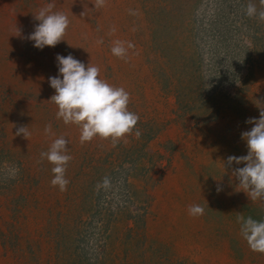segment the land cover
I'll return each instance as SVG.
<instances>
[{
	"label": "rangeland",
	"instance_id": "rangeland-1",
	"mask_svg": "<svg viewBox=\"0 0 264 264\" xmlns=\"http://www.w3.org/2000/svg\"><path fill=\"white\" fill-rule=\"evenodd\" d=\"M255 4L257 16L245 14ZM49 3L69 26L42 50L27 39ZM0 0V264H264L237 215L264 220L224 169L264 108L260 0ZM102 41V43H98ZM115 41L127 55L111 53ZM57 54L97 66L140 119L113 144L57 118ZM62 78V77H61ZM51 125V133L44 129ZM31 135H16L19 126ZM136 130L141 132L139 138ZM68 141L66 191L40 153ZM222 190L217 191V187ZM199 204L204 214L192 216Z\"/></svg>",
	"mask_w": 264,
	"mask_h": 264
},
{
	"label": "clouds",
	"instance_id": "clouds-1",
	"mask_svg": "<svg viewBox=\"0 0 264 264\" xmlns=\"http://www.w3.org/2000/svg\"><path fill=\"white\" fill-rule=\"evenodd\" d=\"M105 0H96V7L104 5ZM264 6V0H260ZM54 5L49 3L41 8L34 18L39 23L27 39L33 41V46L43 49L45 46L55 47L60 43L69 26V19L63 12H53ZM249 17L257 16L255 4L249 2L245 9ZM258 17L264 21V8ZM102 43V41H98ZM133 45L128 43L127 48ZM124 42L115 41L111 53L124 58L127 55ZM58 75L50 76L48 82L55 94L50 97L58 108V119L64 124H75L80 127V142H89L95 137L111 139L113 144L133 132L140 117L129 111L130 94L122 87L110 85L99 78L100 70L97 66L88 64L74 58L71 54L56 56ZM62 77V78H61ZM245 123L252 124L249 131L241 133V139L246 142L247 154L242 156H228L223 164L224 169L243 164L232 170V176L238 185L252 201H264V108L260 110L259 118H248ZM51 133V125L44 129ZM28 138L31 133L27 126H19L15 133ZM141 132L136 130L135 136L139 138ZM68 141L64 137L56 138L48 151L41 152V160L47 159L52 165L54 174L52 186H58L61 191L67 190L69 181L65 178L66 166L72 159L67 154ZM222 190L219 186L217 191ZM188 212L192 216L204 214V208L199 204L189 206ZM240 224V233L253 252L264 253V220H255L251 216L237 215Z\"/></svg>",
	"mask_w": 264,
	"mask_h": 264
}]
</instances>
